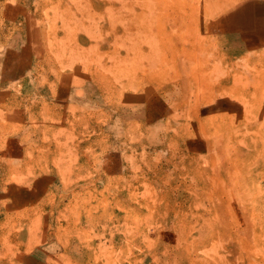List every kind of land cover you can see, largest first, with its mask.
Listing matches in <instances>:
<instances>
[{
	"label": "rangeland",
	"instance_id": "rangeland-1",
	"mask_svg": "<svg viewBox=\"0 0 264 264\" xmlns=\"http://www.w3.org/2000/svg\"><path fill=\"white\" fill-rule=\"evenodd\" d=\"M0 264H264V0H0Z\"/></svg>",
	"mask_w": 264,
	"mask_h": 264
}]
</instances>
